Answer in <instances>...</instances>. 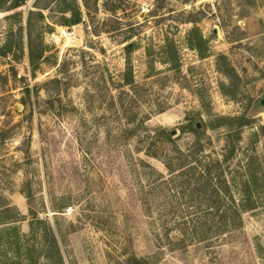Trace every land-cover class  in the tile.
<instances>
[{
	"label": "rangeland",
	"instance_id": "rangeland-1",
	"mask_svg": "<svg viewBox=\"0 0 264 264\" xmlns=\"http://www.w3.org/2000/svg\"><path fill=\"white\" fill-rule=\"evenodd\" d=\"M17 1L0 0V264H62L52 235L63 264H264V0ZM198 142L244 208L221 239L179 236L205 205L145 154Z\"/></svg>",
	"mask_w": 264,
	"mask_h": 264
},
{
	"label": "trees",
	"instance_id": "trees-1",
	"mask_svg": "<svg viewBox=\"0 0 264 264\" xmlns=\"http://www.w3.org/2000/svg\"><path fill=\"white\" fill-rule=\"evenodd\" d=\"M24 1L26 0L17 1L14 5H12V9L17 8ZM65 22L66 24L71 25L78 24L80 22L79 13L76 11L75 13L73 12L72 19H68ZM130 49L131 47L127 46L126 50L129 51ZM221 61H225V57L222 55L218 58V65L221 64ZM125 84L130 85L131 81L126 80ZM226 120L230 122H238L236 127H228V132L233 130V136L235 140L233 141L231 147L228 145L224 148V151L228 152V156L232 157L237 150L235 148V143L241 140L240 131L243 127L249 125V121L248 119H245L243 115L239 117L226 118ZM157 132L158 135L165 134V131L162 129H156V133ZM228 137L231 138L230 135H228ZM196 145L199 146V148L194 152L185 153L182 151H176V153H174L176 156L167 155V153L164 151L163 153L160 151L162 155H159L157 151H155L156 153L146 151L145 154L148 157L159 160L163 164L168 172L167 174L170 177V180H179V183L175 182V184H177L174 185L173 189L178 190L176 191L177 195L182 198H196V196H198L201 200L198 202V204L205 205V209L196 210L194 220L191 219V215L189 216L191 221H186L188 220V216H184L185 218H182V220H186L177 224V228H180L178 229L179 236L185 239L190 238V240L197 239L199 241H203L204 239L201 238H204V236L209 234H213L215 238L221 239V237L224 235H227L241 227V215L244 212V208H242L240 205H237L230 195V186L228 185L223 169H221V163L219 160H214L212 157L213 155H201V157L197 158L202 151V146L199 144V142L196 143ZM196 145H194V147ZM150 170L152 174H154L152 168H150ZM150 177L151 176H149L147 179L151 181L150 184H153L154 190L161 187L164 188L168 184V181L158 173L157 178L154 179ZM247 193L248 194L245 196L249 195V190ZM5 211L16 212V210L11 207L10 204L6 205ZM165 217L168 218V215ZM15 222L18 221H16L14 218L8 219V223L12 224ZM37 223L38 222H36V219L31 221L29 226L31 235L34 233V227ZM11 235L14 240L12 244L16 250H19L20 245H22V240L19 233L16 230H11ZM51 237L52 239L50 247H53L56 250V252L59 254V260L63 264L62 257L56 245V240L53 235ZM25 248H27L26 250L29 249L28 247ZM28 259H30L29 264H32V258Z\"/></svg>",
	"mask_w": 264,
	"mask_h": 264
},
{
	"label": "water",
	"instance_id": "water-1",
	"mask_svg": "<svg viewBox=\"0 0 264 264\" xmlns=\"http://www.w3.org/2000/svg\"><path fill=\"white\" fill-rule=\"evenodd\" d=\"M262 104H264V96H263ZM198 128H199V126H198ZM172 135H175V132H172Z\"/></svg>",
	"mask_w": 264,
	"mask_h": 264
},
{
	"label": "built area",
	"instance_id": "built-area-1",
	"mask_svg": "<svg viewBox=\"0 0 264 264\" xmlns=\"http://www.w3.org/2000/svg\"><path fill=\"white\" fill-rule=\"evenodd\" d=\"M142 11L144 12L145 10H144V9H142Z\"/></svg>",
	"mask_w": 264,
	"mask_h": 264
}]
</instances>
